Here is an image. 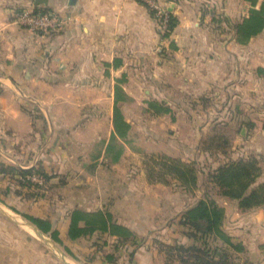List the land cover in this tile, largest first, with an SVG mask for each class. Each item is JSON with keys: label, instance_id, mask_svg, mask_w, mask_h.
I'll return each instance as SVG.
<instances>
[{"label": "rangeland", "instance_id": "obj_1", "mask_svg": "<svg viewBox=\"0 0 264 264\" xmlns=\"http://www.w3.org/2000/svg\"><path fill=\"white\" fill-rule=\"evenodd\" d=\"M164 1V5L171 12L170 1ZM250 4H256L259 8L250 10L248 6ZM263 8L264 0H240L238 5H230L222 13L217 12L213 25L223 30L224 41L228 43L232 38L231 32L236 38L237 24H241L246 15ZM147 9L158 23L161 41L170 38L174 30L164 32L160 19L148 7ZM237 11L240 16L235 19ZM59 30L38 32L52 34ZM261 51L260 47L250 52L242 50L241 58L238 61L234 59L236 62L229 63L225 68L223 80L218 79L216 82L214 78H210L204 86L195 85L196 89L199 87L202 89L197 94V97L201 96L200 98L191 99L187 98V95L183 96L184 88H191V85L182 82L175 84L172 79L173 68L159 69V76H154L153 79L151 68L135 69L129 83L120 86L125 93L120 95L122 97L127 95V100L120 102V107L126 120L131 124V130L128 136L126 161L118 166L113 167V164L106 162L104 158L97 161L93 158L102 152L104 141L108 138L107 133L111 129L108 115L113 113V118L115 99H108L101 94V97L88 101H63L57 108L56 122L61 133L56 145L65 156L54 158L48 151L49 160L58 161L59 166L45 167L43 164H37L34 168L38 174L33 172L25 179L40 185L42 197L29 196V190L22 188V183L26 181L22 179L21 182L19 176L14 178L10 174L0 173V209L7 210L6 204H9L15 205L24 213L51 217L56 227L63 233L67 227L68 213L74 208L110 211L116 221L134 231L138 240L146 242L136 250L139 257L147 251V247H151L153 237L169 241L172 233L170 229L164 228L166 225L162 223L173 218L177 212L174 209L169 210L168 207H174L176 210L183 208L184 201L188 202V199L191 202L189 205L193 204L207 195L208 184L210 187L208 194L223 207L225 198L219 197L220 190L213 189L209 182L212 171L217 166L239 159L253 160L260 169L253 187L256 188L264 182V69L260 66L263 63V56L259 55ZM155 71L157 69H154ZM188 74L183 73L185 76ZM116 86L117 83L104 85L102 88L111 87L116 95ZM175 97L179 99H174ZM31 107L34 110L31 112L32 116L38 119L42 117L37 113L36 104ZM95 118H102V121L94 122ZM218 124L221 126L217 127ZM89 125L96 126V129L100 127L99 134L91 135L93 130L88 128ZM0 148L2 149V146ZM48 149L55 155L54 146ZM2 150L7 153L5 147ZM4 159H2L4 163L15 165L5 162L8 161L7 158ZM176 160L192 165L190 168L198 175L197 187L184 191L183 182L174 169ZM83 162L88 166L84 167ZM92 165L95 166L91 168ZM95 168L100 170L101 175L96 177L97 179H87L88 175L94 174ZM39 171L48 173L49 177L40 176ZM119 174L127 177L125 180L122 177V182L127 184L129 189V194L122 201L119 200L118 193L114 192L118 190V181L115 180ZM35 176L40 180H34ZM130 191H135L136 194L131 192V195ZM103 205H108L109 210L102 209ZM14 213L20 228L30 231L33 237L46 242L47 264H84L85 255L97 249L94 244L96 242L102 244L105 240L108 241V245L96 250L99 252L98 255L113 253L118 259L117 264L140 262L138 258L133 259L135 256L131 258L127 254L126 246H121L117 251L116 240L107 235L102 237L96 235L91 241L82 240L72 244L75 253L81 259L77 261L48 235H43L47 241L37 235L31 226L26 225L29 222L27 219ZM158 215L165 217L164 222ZM146 225H149L150 229H146ZM178 227L182 230L181 226ZM173 233L177 235L176 232ZM171 241L175 243L173 238ZM191 241H188L187 245H193V240ZM209 243L212 248L217 247V243L219 246L222 245L214 238H210ZM235 243L244 247L242 242ZM247 247L252 248L251 241L247 243ZM157 250L155 247L153 252L157 256L154 258L155 261H152L153 264H165L163 254ZM261 250L258 253H261ZM228 252L232 255L230 264H249L251 260L256 264L260 260L253 252H250L251 260L247 254L240 256L238 252L232 250Z\"/></svg>", "mask_w": 264, "mask_h": 264}, {"label": "crops", "instance_id": "obj_2", "mask_svg": "<svg viewBox=\"0 0 264 264\" xmlns=\"http://www.w3.org/2000/svg\"><path fill=\"white\" fill-rule=\"evenodd\" d=\"M168 1L178 25L170 38L161 41L157 21L139 0H48V4L39 5L35 0H0V146L7 149L6 153L0 148L1 162L7 158L5 162L23 169L37 164L59 166L58 161L49 160L48 154L49 151L54 158L65 156L56 145L61 133L56 122L58 105L63 101H88L101 97V94L115 99L112 88L102 86L129 83L135 69L151 68L153 79L159 76V69L173 68V82L191 85V88H184L183 95L191 99L201 97L197 94L202 89H196L195 85L204 86L210 78L216 82L223 80L225 68L241 58L242 50L250 52L260 47L259 55L263 56L260 66L264 69V28L248 43L241 44L232 36L233 32L231 40L224 41L223 30L213 25L217 12L238 5L240 0ZM248 6L250 10L259 8L256 4ZM23 9L54 12L63 17L65 24L52 34L33 32L15 21L16 13ZM263 11L264 8L255 12ZM235 16V19L239 18L238 11ZM186 72L188 76L183 75ZM33 103L42 116L39 119L31 115ZM112 114L108 115L111 129L102 152L93 156L96 161L105 159L104 149L114 132ZM98 120L102 121V118H95L94 122ZM88 128L93 130V136L100 132V127L96 129V126L89 125ZM50 146H54L55 155L48 149ZM124 146L125 151L118 162L105 159L106 162L112 163L113 167L123 164L128 153L127 144ZM99 172L95 168L94 174L88 175L87 179H97L101 175ZM122 177L127 178L119 174L115 180L118 181V190L114 191L121 201L129 194ZM232 202L225 199L223 205L226 212L224 229L233 241L242 242L244 249L238 252L240 256L247 254L249 258L253 252L260 259L256 264H264V205L243 211ZM184 203V207L177 210L168 207L177 212L174 217L191 202L188 199ZM108 205H103L102 209L109 210ZM3 211H0V264H47L46 242L20 228L10 207ZM160 217L164 222L165 217ZM174 217L162 223L166 225L164 228L170 229L173 239L176 237L173 232L177 233L179 229L177 221L170 223ZM146 229L150 226L146 225ZM247 239V243L251 241L250 249ZM260 249L261 253H258ZM146 250L141 257L137 252L133 259L138 258L139 264H153L157 254L152 247ZM253 263L251 260L249 264Z\"/></svg>", "mask_w": 264, "mask_h": 264}, {"label": "trees", "instance_id": "obj_3", "mask_svg": "<svg viewBox=\"0 0 264 264\" xmlns=\"http://www.w3.org/2000/svg\"><path fill=\"white\" fill-rule=\"evenodd\" d=\"M177 25V17L170 12L169 30H174ZM263 28L264 11L262 13L252 12L248 17L244 18L241 24H237L235 27L236 39L239 43L246 44L253 36L259 34ZM122 91L123 89L120 85H117L113 115L114 132L104 149L105 159L112 163L121 159L125 151L124 145L128 144V136L131 130V124L126 120L120 107V102L127 100V95L126 97L120 95V93L122 95L125 94ZM220 126V124L217 125V127ZM0 164V173L4 175L10 174L14 178L19 176L21 182L22 179H26L27 175L33 174V172L37 173L34 167L23 169L4 162ZM190 167L192 165H186L177 160L174 166L176 175L183 182L182 188L185 191L199 185L198 175ZM259 171V167L253 160L239 159L237 161H229L214 168L209 182L212 184L213 189L218 188L220 190L218 191L219 197L234 201L243 211H250L264 205V182L256 188L253 187L259 176ZM39 174L40 176L49 177L48 173L39 171ZM25 181L22 183V188L29 190V196L42 197L40 185L30 180ZM208 186L206 187L207 195L187 206L184 211L170 222L172 225V223L177 221V224L182 227V230L178 229L177 235L173 239L175 241L174 244L172 241L157 239L159 237L152 238L151 247H156L158 249L157 252L163 254L165 264H230L229 260L232 259V255L229 254L228 250L233 252L243 251L242 245L235 243L224 229L225 208L221 207L214 198L210 197L208 194L210 187ZM21 193L19 192V194ZM6 205L34 224L44 234L51 237L77 261H81V259L75 253L72 244L82 240L91 241L96 235L99 237L103 235L114 237L117 242V251L121 249V246H126L127 254L131 258L137 253V248L146 243L138 240L130 227L116 221L110 211L74 208L68 213L67 227L63 233L61 229L56 227L51 217L24 213L15 205ZM210 238L221 242L220 244L222 245L219 246L217 243V247L212 248L209 243ZM191 240H193V245H187L188 241ZM94 245L97 249L93 253L91 251L85 255L84 264H97L99 262L117 264L118 259L115 254L105 253L98 255L99 252H96V250L108 245L107 240L103 241L102 244L96 242Z\"/></svg>", "mask_w": 264, "mask_h": 264}, {"label": "built area", "instance_id": "obj_4", "mask_svg": "<svg viewBox=\"0 0 264 264\" xmlns=\"http://www.w3.org/2000/svg\"><path fill=\"white\" fill-rule=\"evenodd\" d=\"M145 6L153 11L161 21L164 32L169 30L170 12L164 5V0H140ZM15 21L33 32L49 31L61 29L65 21L63 17L54 12H40L35 9H23L16 13ZM34 180H40L39 177H33Z\"/></svg>", "mask_w": 264, "mask_h": 264}, {"label": "water", "instance_id": "obj_5", "mask_svg": "<svg viewBox=\"0 0 264 264\" xmlns=\"http://www.w3.org/2000/svg\"><path fill=\"white\" fill-rule=\"evenodd\" d=\"M35 4L39 5V4H48V0H35ZM0 211L3 213L4 211L2 209H0ZM27 224L29 226H31L34 231L37 233V235H39L40 237H42L44 240H46V238L43 236L44 233L42 231H40L34 224H32L30 221L27 222ZM47 241V240H46Z\"/></svg>", "mask_w": 264, "mask_h": 264}, {"label": "bare ground", "instance_id": "obj_6", "mask_svg": "<svg viewBox=\"0 0 264 264\" xmlns=\"http://www.w3.org/2000/svg\"><path fill=\"white\" fill-rule=\"evenodd\" d=\"M26 225H27V223H26ZM27 227V226H26ZM28 228V227H27ZM30 229V228H29ZM35 232V231H34ZM36 233V232H35Z\"/></svg>", "mask_w": 264, "mask_h": 264}]
</instances>
